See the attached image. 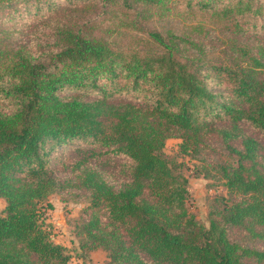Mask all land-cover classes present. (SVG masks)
<instances>
[{"label": "trees", "instance_id": "trees-1", "mask_svg": "<svg viewBox=\"0 0 264 264\" xmlns=\"http://www.w3.org/2000/svg\"><path fill=\"white\" fill-rule=\"evenodd\" d=\"M170 137L227 190L208 226ZM52 192L87 201L80 247L108 264H264L230 236L264 240V0H0V264H69Z\"/></svg>", "mask_w": 264, "mask_h": 264}, {"label": "rangeland", "instance_id": "rangeland-1", "mask_svg": "<svg viewBox=\"0 0 264 264\" xmlns=\"http://www.w3.org/2000/svg\"><path fill=\"white\" fill-rule=\"evenodd\" d=\"M35 20L38 21V18L25 16L22 18L23 22L21 24L15 23L14 26L17 25V27L27 29L28 25ZM9 22L7 20L2 25L6 26ZM75 93L70 89L59 91L62 96H70ZM245 128L248 132H251L247 125H245ZM180 143V138L170 137L165 141L164 151L168 155L170 165L174 171L187 179L188 211L200 223L208 226V211L214 197L226 194L227 190L219 180L206 174V169L210 171L208 164L189 153H183L180 150ZM75 147H77V143H69L57 148L51 155V165L57 167L58 162L70 156V152ZM202 155L208 156V159H216L215 156H218L207 152H203ZM109 169L114 170V167L111 166ZM4 203V199L0 197V211L4 207ZM86 204L87 201L84 199L67 198L63 193L52 192L45 200L38 202L36 207L41 214L43 227L49 232L50 239L62 245L69 254V264H108V258L104 250L87 251L80 247L83 236L77 232L75 221ZM230 236L239 238L241 241L255 247L264 248V240L262 239L256 237L244 238L239 231L231 232Z\"/></svg>", "mask_w": 264, "mask_h": 264}]
</instances>
